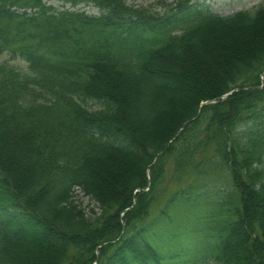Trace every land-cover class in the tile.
<instances>
[{
    "label": "trees",
    "instance_id": "16d2710c",
    "mask_svg": "<svg viewBox=\"0 0 264 264\" xmlns=\"http://www.w3.org/2000/svg\"><path fill=\"white\" fill-rule=\"evenodd\" d=\"M56 1L74 10L0 0V54L28 64L0 63V264H264V5ZM171 160L180 177L224 171L167 196L199 225L169 255L154 233L175 218H149Z\"/></svg>",
    "mask_w": 264,
    "mask_h": 264
},
{
    "label": "rangeland",
    "instance_id": "374dc122",
    "mask_svg": "<svg viewBox=\"0 0 264 264\" xmlns=\"http://www.w3.org/2000/svg\"><path fill=\"white\" fill-rule=\"evenodd\" d=\"M125 4L131 8L137 10H145L149 14H154L161 16L165 14L168 9L174 8L181 0H123ZM198 3H201L204 6H207L208 9L217 15L220 16H231L239 11H253L261 5H264V0H197ZM49 4L54 5L57 9L61 10L62 6L56 2H50ZM81 11L85 12L87 15L98 16L100 11L93 6L81 7ZM0 63H7L15 68H18L24 73H27L28 66L27 64L19 58H13L6 52L3 56H0ZM87 104V103H86ZM88 109H96L97 105L94 102H88ZM207 155V154H205ZM199 162V159H198ZM224 170L221 168L213 169V173L217 176L212 178L211 180L204 176H197L196 174H192L190 176L180 177V173H175L172 165V160L167 164V171L165 174V179L163 181V185L161 187V194L155 199L150 218H157L158 214L161 213V210L164 209V218L171 217L172 219L176 216H179L177 212L178 209L166 210L165 211V203L167 196L173 194L174 192L181 193V191L185 188H193L201 187L205 185L206 187H214L213 181L222 180L219 178V175H223ZM190 172V171H188ZM212 172V171H211ZM221 182V181H220ZM229 182V179L227 180ZM230 183V182H229ZM209 184V185H207ZM74 202L77 203L82 210L87 215H92L93 213H99L100 209L97 203L91 199L89 196H86L81 190H77L74 193ZM209 205V204H208ZM201 207V206H200ZM199 213V212H198ZM203 215V213H200ZM160 218V217H159ZM158 218V219H159ZM167 223V224H166ZM164 223L159 229L156 227L157 231L154 233L155 239L159 237V241L156 242L159 244V247L162 249L161 251L167 252L170 254L177 253L178 247L185 248L186 245L182 244L179 241L178 235L180 233H184L182 231H186L188 228L195 230L197 226H199L196 222L192 223L190 220L188 224H182L179 221V218L173 219V221H168ZM166 224V225H165ZM177 232L175 235L172 234ZM171 235L172 239L170 242L164 241L162 239L163 236ZM164 248V249H163ZM187 251V250H186ZM188 252H191V249L188 247Z\"/></svg>",
    "mask_w": 264,
    "mask_h": 264
},
{
    "label": "water",
    "instance_id": "95a60500",
    "mask_svg": "<svg viewBox=\"0 0 264 264\" xmlns=\"http://www.w3.org/2000/svg\"><path fill=\"white\" fill-rule=\"evenodd\" d=\"M230 94L226 95L225 97L229 96Z\"/></svg>",
    "mask_w": 264,
    "mask_h": 264
}]
</instances>
